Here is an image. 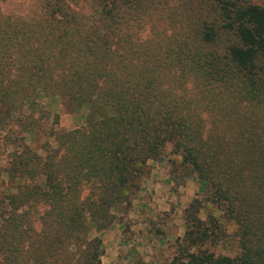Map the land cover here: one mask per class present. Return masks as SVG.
Wrapping results in <instances>:
<instances>
[{"label": "trees", "instance_id": "16d2710c", "mask_svg": "<svg viewBox=\"0 0 264 264\" xmlns=\"http://www.w3.org/2000/svg\"><path fill=\"white\" fill-rule=\"evenodd\" d=\"M9 1L0 129L34 133L41 95L89 116L54 133L45 156L14 141L7 174L22 183L0 199V264H101L91 233L112 226L169 147L173 179L192 170L203 192L171 264H264V7L217 0L218 15L206 0H39L14 17L1 10ZM207 244L239 253L191 250Z\"/></svg>", "mask_w": 264, "mask_h": 264}, {"label": "rangeland", "instance_id": "374dc122", "mask_svg": "<svg viewBox=\"0 0 264 264\" xmlns=\"http://www.w3.org/2000/svg\"><path fill=\"white\" fill-rule=\"evenodd\" d=\"M38 1L11 0L1 4V10L8 16L24 17L37 10ZM206 1L209 5L211 4V7L214 6L215 14L219 15L220 3L218 4L217 0ZM226 1L236 5L253 4L264 7V0ZM179 5V1H172V7L177 8L180 7ZM216 21L217 18H213L211 22ZM225 24L226 22L220 17V25L215 26L220 28ZM37 103L35 119L38 121V126L35 127L34 133H23L18 127L11 128L9 133L0 129V199L4 194L15 193L16 187L22 183L21 179L10 180L7 174L10 155L15 149L14 141L23 139L22 141L28 146L45 156L42 150L45 143L49 142L54 149L58 148L53 138L54 133L74 131L87 123L89 116L87 106L77 108L59 97L45 95H41ZM30 106L31 100L26 104L25 115H30ZM6 133H8V139L4 140ZM173 159L174 156L169 147L164 160L149 162V174L144 179L140 190L131 197L130 205L124 204L119 211L113 213L114 220L110 228L102 232L93 230L90 239L99 238L102 243L101 264H171L180 254L178 239L184 238L186 233L185 211L196 198L200 199L203 196V192L192 170H186L185 176L177 182L173 179L171 174ZM86 191L85 197L88 196V190ZM3 208L0 202L1 212ZM9 210L7 207V211ZM42 210L43 207L40 208V211ZM205 215L203 211L201 213L203 220L206 219ZM36 227L38 230L41 228L39 223ZM207 249L215 252L216 255L231 257L239 253L231 246L215 249L211 244L191 250L205 251Z\"/></svg>", "mask_w": 264, "mask_h": 264}]
</instances>
